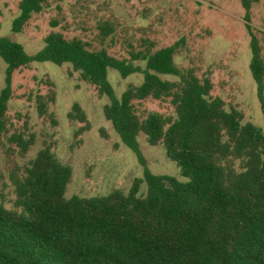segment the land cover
Segmentation results:
<instances>
[{
	"label": "trees",
	"instance_id": "obj_1",
	"mask_svg": "<svg viewBox=\"0 0 264 264\" xmlns=\"http://www.w3.org/2000/svg\"><path fill=\"white\" fill-rule=\"evenodd\" d=\"M239 1L249 36V68L264 117V56L251 25V10L260 0ZM46 3L20 0L12 32L21 33ZM99 30L102 40L114 31L108 23ZM43 42L41 50L28 55L21 44L0 38V57L7 65L6 87L0 93V147H6L12 163L8 177L16 195L13 208L0 205V264H264V130L244 122L243 111L213 96L209 77L176 65L182 41L158 50L153 43L142 50L130 46L122 59L59 31H51ZM34 62L70 64L82 81L109 99L104 116L143 167V177L134 179L126 194L114 190L103 197L66 199L72 170L54 155L53 142L43 140L42 148L22 165L14 161L27 156L36 134H9L11 80ZM109 69L123 79L140 73L142 83L128 84L118 98ZM148 99L168 101L173 112L139 113L136 102ZM54 100L53 92L36 96L39 115L48 116L55 127V115L48 111ZM68 117L81 124L75 137L91 127L77 103ZM141 134L149 145L165 147L182 179L151 172L140 150ZM143 184L146 196L140 195Z\"/></svg>",
	"mask_w": 264,
	"mask_h": 264
},
{
	"label": "rangeland",
	"instance_id": "obj_2",
	"mask_svg": "<svg viewBox=\"0 0 264 264\" xmlns=\"http://www.w3.org/2000/svg\"><path fill=\"white\" fill-rule=\"evenodd\" d=\"M19 2L0 0V38L21 44L28 55L43 48L44 38L51 31H59L67 39L77 37L92 50L104 47L119 59L128 57L130 46L142 50L153 43V50H158L182 41L175 55L176 65L195 69L200 78L209 77L214 85L213 96L243 111L244 122L264 130L249 68L251 51L245 12L239 0H47L43 11L33 16L21 33H13L12 21L18 15ZM51 22L57 26L52 27ZM105 23L112 25L114 31L102 40L99 28ZM251 25L264 56V0L253 5ZM136 65L145 67L142 62ZM6 69L0 57V93L6 87ZM163 78L176 80L172 76ZM108 80L120 98L128 84H141L143 75L136 73L123 79L116 70L109 69ZM11 85L12 97L6 112L9 134L24 130L36 134V143L27 156L15 157L14 161L22 165L42 148L43 140L53 142L54 155L72 170L66 199L103 197L114 190L126 194L134 179L143 177L136 154L124 145L104 116L109 99L82 81L70 64L34 62L17 70ZM51 92L55 100L48 104V111L55 115V127L48 116L39 115L36 103L37 95L49 96ZM75 103L82 107L91 126L79 137H75V132L81 124L68 117ZM136 106L139 113L173 112L168 101L148 99L136 102ZM138 142L153 174L182 179L180 169L168 159L162 144L149 145L143 134ZM5 149L0 147V205L10 209L16 195L8 177L12 163L7 160ZM146 194L143 184L140 195Z\"/></svg>",
	"mask_w": 264,
	"mask_h": 264
}]
</instances>
